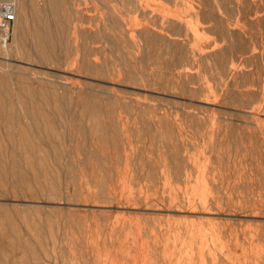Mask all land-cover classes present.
Listing matches in <instances>:
<instances>
[{
  "label": "rangeland",
  "instance_id": "374dc122",
  "mask_svg": "<svg viewBox=\"0 0 264 264\" xmlns=\"http://www.w3.org/2000/svg\"><path fill=\"white\" fill-rule=\"evenodd\" d=\"M9 1L0 264H264V0Z\"/></svg>",
  "mask_w": 264,
  "mask_h": 264
},
{
  "label": "built area",
  "instance_id": "2783aa9c",
  "mask_svg": "<svg viewBox=\"0 0 264 264\" xmlns=\"http://www.w3.org/2000/svg\"><path fill=\"white\" fill-rule=\"evenodd\" d=\"M15 20V12L12 2L9 0H0V36L3 42H6L9 37V32Z\"/></svg>",
  "mask_w": 264,
  "mask_h": 264
},
{
  "label": "bare ground",
  "instance_id": "6f19581e",
  "mask_svg": "<svg viewBox=\"0 0 264 264\" xmlns=\"http://www.w3.org/2000/svg\"><path fill=\"white\" fill-rule=\"evenodd\" d=\"M48 3H49V8H50V10H51V12H52V15H53V17H54V20L55 21H58L59 20V18H60V11H59V8L57 7V5H56V3H55V1L54 0H48ZM28 13V12H27ZM27 16V15H26ZM69 20H70V17H69V15H65V22L67 23V22H69ZM113 20V23L114 24H117V21L116 20H114V19H112ZM12 35H13V33H12ZM14 36V35H13ZM148 36V35H147ZM150 37V36H149ZM147 38V37H146ZM90 39V41H93V42H95L96 40H97V36H93V37H91V38H89ZM149 40V39H148ZM0 42H1V44L4 46V47H6L8 44H7V42H8V40L6 41V42H3V38L0 36ZM16 48L18 49V47L16 46ZM83 64V66H86V68H88L87 66H90V68H92V66L90 65V64H86V63H82ZM1 81V80H0ZM9 85H10V83H9ZM12 92V91H11ZM1 95V94H0ZM8 96V95H7ZM14 97V96H13ZM12 99V98H11ZM0 100H1V97H0ZM13 100V99H12ZM89 103V102H88ZM3 104H4V102H3ZM91 106V105H90ZM95 107V106H94ZM91 108H93V107H91ZM29 114V113H28ZM12 119V118H11ZM13 120V119H12Z\"/></svg>",
  "mask_w": 264,
  "mask_h": 264
}]
</instances>
